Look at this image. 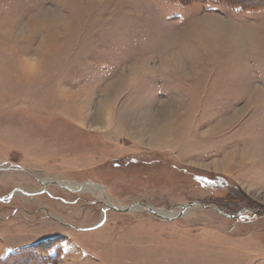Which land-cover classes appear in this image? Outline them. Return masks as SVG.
<instances>
[{
  "label": "rangeland",
  "instance_id": "rangeland-1",
  "mask_svg": "<svg viewBox=\"0 0 264 264\" xmlns=\"http://www.w3.org/2000/svg\"><path fill=\"white\" fill-rule=\"evenodd\" d=\"M22 249L264 264V0H0V262Z\"/></svg>",
  "mask_w": 264,
  "mask_h": 264
},
{
  "label": "crops",
  "instance_id": "crops-1",
  "mask_svg": "<svg viewBox=\"0 0 264 264\" xmlns=\"http://www.w3.org/2000/svg\"><path fill=\"white\" fill-rule=\"evenodd\" d=\"M200 24H202V22H200V23H198L197 25H200ZM224 46H226V45H224ZM220 47H221V45H220ZM220 47H219V51H221V50H223V51H225L226 49L225 48H227V46L224 48H222V49H220ZM229 47H232V46H229ZM240 47V48H239ZM239 47H236V46H233L231 49L233 50V51H239V54L242 56V46H239ZM202 50H204V49H202ZM249 50V49H248ZM245 51V50H244ZM251 51V50H250ZM239 54H236L237 56L239 55ZM239 55V56H240ZM189 57V56H188ZM196 57H198V56H194L193 58H196ZM244 56H242V58H243ZM212 59V58H211ZM213 60V59H212ZM250 61V63H251V60H249ZM239 69H240V67H239ZM238 70V69H237ZM237 72V73H236ZM243 72H244V70H243ZM220 73V72H219ZM245 74V72L244 73H242L241 71H235V72H232L229 76H230V81H232V79H234L235 77H242V75H244ZM220 75H224L223 73H220L218 76H220ZM217 77V76H216ZM237 79L235 78L233 81H236ZM134 82V81H133ZM217 82V80L216 79H213V81H212V83H211V88L212 87H217L216 85H215V83ZM139 83H141V81H138V84ZM223 87H225V86H223ZM229 96H226L225 98H221V97H219V99L217 100V99H214V101H213V105L214 106H216L215 108H217V107H219V103H223V105H224V107L226 106H229L230 104H231V102L233 101V99H236V97L235 96H233V95H231L230 96V98H228ZM227 98H228V100H227ZM212 105V106H213ZM242 124L244 125L245 124V122H242ZM236 134V136L235 135H233V138L235 139V140H241V141H243V140H245V135H243V134H241V132L240 133H235ZM220 152H222V150H219Z\"/></svg>",
  "mask_w": 264,
  "mask_h": 264
},
{
  "label": "trees",
  "instance_id": "trees-1",
  "mask_svg": "<svg viewBox=\"0 0 264 264\" xmlns=\"http://www.w3.org/2000/svg\"><path fill=\"white\" fill-rule=\"evenodd\" d=\"M178 3L183 4L184 1L186 0H175ZM191 1V0H189ZM216 1V0H213ZM228 3H230V6L234 7V8H238V9H244V8H249V7H244L245 5H243L242 3H232L231 1H229ZM251 10V9H250ZM29 252L22 249V250H17L13 253H11L10 255H8L2 262H0V264H31L30 263V258H29ZM16 259L21 260V263L19 262H13Z\"/></svg>",
  "mask_w": 264,
  "mask_h": 264
},
{
  "label": "bare ground",
  "instance_id": "bare-ground-1",
  "mask_svg": "<svg viewBox=\"0 0 264 264\" xmlns=\"http://www.w3.org/2000/svg\"><path fill=\"white\" fill-rule=\"evenodd\" d=\"M206 32H208V35H209V37L212 35V33L210 34L209 33V31H206ZM206 35H207V33H206ZM196 42H198V41H196ZM198 43H201V41H199ZM195 55H193V56H189L190 58H193ZM177 65H179V64H177ZM179 67V66H178ZM66 184V186H73V183H71V182H66L65 183ZM82 186H85V185H81V186H79L78 187V189H80V188H82ZM88 186V185H87ZM84 188V187H83ZM91 189H93V188H91ZM184 206V207H183ZM134 208H140V207H143L142 205H134L133 206ZM145 207H147L148 208V210L147 211H149L150 213H152V214H154V215H158L153 209H152V207H148V206H146L145 205ZM182 207V210L181 211H178V213L175 215V216H172V217H177V216H179L180 214H184V208H186V205L184 204V205H182L181 206ZM159 216V215H158ZM172 217H167V219H170V218H172ZM164 219H166V218H164Z\"/></svg>",
  "mask_w": 264,
  "mask_h": 264
},
{
  "label": "water",
  "instance_id": "water-1",
  "mask_svg": "<svg viewBox=\"0 0 264 264\" xmlns=\"http://www.w3.org/2000/svg\"><path fill=\"white\" fill-rule=\"evenodd\" d=\"M183 207H184V206H183ZM128 209H130V208H128ZM184 210H185V208H184ZM180 215H182V214H180ZM180 215H179V216H180Z\"/></svg>",
  "mask_w": 264,
  "mask_h": 264
}]
</instances>
